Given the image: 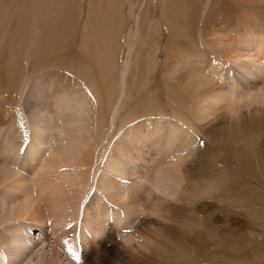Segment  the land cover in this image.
<instances>
[{
  "label": "rangeland",
  "instance_id": "rangeland-1",
  "mask_svg": "<svg viewBox=\"0 0 264 264\" xmlns=\"http://www.w3.org/2000/svg\"><path fill=\"white\" fill-rule=\"evenodd\" d=\"M91 1L92 0H0V22H2L1 24H3L2 26L0 24V42H5V44L7 45L10 41L12 42L10 43V45L13 44V38L15 39V37L13 36L18 31L17 29H20L21 25L24 26L25 29L23 31L22 37L23 43L20 45V51L24 50L22 51L23 55H19L17 61H20L17 62L18 64L16 63L20 70L17 67L16 69H18V73H14L13 75L14 79L16 80L11 81V87L9 89L0 91V170L7 169V171H9V174L12 172V175L15 176L14 178H12V180L21 178L24 181H27V178H32L37 174V172H35L36 168L33 171L32 169L28 168L30 166V160L29 158H27L28 155L26 156V149H28L29 147L32 148L33 146V148H37L35 149V151H39L40 148L38 146H41L42 149L44 145L45 148L47 147V145H50V147L52 146L51 148L53 150L61 154L60 158L68 160L69 164H71L77 154V148L81 144L91 145L95 143L96 149H94L93 158L99 161L98 164L100 167L98 166L97 173L92 172L94 174L91 173L87 177L89 185L86 188L87 190L85 191V203L83 202L84 207L92 206V203L94 204L96 201L95 199L101 200L100 197L105 198L104 195H106V197H110V194H112L113 196L112 192H108L109 195L107 196V192L101 193L99 189H95L97 188L95 187L97 186V182H99L100 177L104 174H107L114 179L121 178L120 180H123L124 182L128 181L133 186L139 187L142 185L143 188L145 187V189L151 188L153 190V188H157L160 185L159 192L161 190L162 193L164 192L168 195L165 197L166 200L169 201L170 206H173L174 204V206L178 207L181 204L177 203V195H174L171 192H166L168 184H165V182H161L162 180L159 177H156L155 179L153 178L151 180L150 178L145 179V177L143 176L145 171L149 170V172H152V168H154V166L158 162L157 158H160L159 151L162 146L160 144L157 147H152V143L154 142V140L152 141L148 139L149 137L147 136L151 135V128H154V124L156 121L162 120L172 122L173 107L178 101H180H177V99L175 98L179 96L178 93L181 94V91L179 87H176V85L174 86V84L178 82V79L180 78V74H178L179 69L177 70L178 73L171 75L172 77L166 76L168 73H166L164 69L166 68V62L164 63V60L166 61L165 57L167 56L165 55L167 54V50H165V48L169 49L171 48L170 46L176 43L174 45L176 46L177 50L179 47L184 49V51L185 49L186 51L200 50L205 52L204 54L200 53L203 57L218 58L220 60V57L224 54H226V56H231V53H236L241 57L238 58L234 63H229L228 61H226L225 65L226 67H228L227 74L230 72L229 74L231 76H235V78L237 79V76L245 71V65L248 63V60L242 57L246 54H249L252 57L256 56L253 48H247L245 46H242V48H240L241 46L238 42L250 37L255 38L264 35V4L262 3L264 1L183 0L184 3L179 1L180 4H176L178 0H175L176 2L173 1V3L171 0H162V2L161 0H119L121 3L120 6L123 21V39L121 42L120 51L118 53L119 55L113 74L114 76H112V79H110L111 83L113 80V85L115 84L114 86L117 85L113 88L116 90H112V96L114 97L116 95L115 104H113V109H115V111L111 110L109 113L107 112L108 114H106V116H104V119L106 118L105 128H103V124V127H101V123L99 124L98 122L99 111L102 110L101 107L104 108V104H101L102 97H106L103 90L104 88H102L99 83H96L94 84L96 87L98 86L96 88V91L95 86L91 83L90 80V76L95 77L97 75V69L94 66L95 60L93 59V57L90 58L89 55L83 54L80 51L81 38L86 27V22L88 20L87 15ZM164 7H166V9ZM173 7H176V10L179 9L180 11H178L177 14L172 17L173 27L172 29H170L171 27H167L169 26L167 24L170 19L165 20L163 14L165 13V11H167V9L173 10ZM7 12L10 15L12 14L11 17ZM186 18L188 21L186 20ZM164 21H166L167 24ZM212 22L214 23V25L216 24V26H214ZM51 24H55L58 27L57 30L59 31L57 32V34L58 36L61 34L58 38L61 40L63 39L62 47L59 49V52L56 54V56L53 57V60L50 59L49 62H43V64H39L38 66H36L35 64V67L33 69L34 65L32 64L34 63V61H36L41 56L46 46L51 43L50 40L52 41V39H49V29ZM218 26L219 29H216ZM211 28L213 31L211 30ZM186 29H188L186 32L184 31L186 35L182 36V31ZM14 31L15 33H13ZM208 34H215L213 37H211L215 38V40L211 39ZM218 34L220 35V37L218 36ZM137 36L138 38H136ZM139 37L142 39H140ZM182 37L187 41L183 40ZM242 37L243 39H239ZM167 38H170V40ZM2 39L3 41H1ZM172 39L175 42H173ZM213 40L215 43L219 41L218 44H220L219 46H222L223 49L222 47H218V44H214ZM223 40H225L226 42H224ZM168 41L170 42V46H168L169 48L167 47V44L169 45ZM205 43L208 45H206ZM5 44H3L5 50L4 53L2 52L3 47H0L2 52L0 54V68H3V70L0 69V73L12 68V66L10 65V67L8 68V64L6 65L3 63H9L13 54L12 48L7 47ZM203 44H205L206 46ZM155 45H157L155 49L156 51H153ZM0 46H2V43ZM196 48L197 50H195ZM224 48L226 51H224ZM220 50H223V52L225 53L221 52L223 54H220ZM8 51H11L12 54ZM5 53L7 54L5 55ZM154 53H156L157 55V60L153 64L150 57L151 55L153 56ZM9 55L11 56L9 57ZM146 56H148L149 58ZM145 58L149 60L148 63H145ZM14 61L16 62V60ZM25 62H27L26 65ZM79 63L83 66L82 69H80L81 65ZM2 64H4L5 66H3ZM260 64L261 63H255L254 65L260 67L262 66L263 68H261V70L264 72V63H262L261 65ZM75 66L77 67V69L74 68ZM4 67H6L7 70L4 69ZM17 74H20V77L17 76ZM253 79L259 82L258 77L254 76ZM173 80L176 82H174ZM250 80L251 81H249V83H251L252 85L254 83V80L252 81V78ZM215 83L216 81L214 82V84ZM122 85H124V88ZM4 86L5 83L3 87ZM125 87L127 89V92H124L125 94L121 95V88L125 89ZM100 91H102L103 93ZM151 91L153 92V94ZM128 92L129 94L126 95ZM135 94L138 98L135 96ZM98 95L101 96V98H99ZM126 96L127 98L129 97V99H127ZM252 107L251 109H254L257 106H254V108ZM112 111L113 113H111ZM130 111H132V113ZM160 114L163 117H161ZM148 115L150 118H148L147 120L146 116ZM91 119L94 120V122ZM218 119V122L216 121L217 123L211 122L209 124L207 123L200 126L198 125L199 130L196 133L197 137L195 136L193 145L190 148V158L192 159L188 160V162H190L191 160H195L194 166L196 167V169L194 170H196V172L197 170L198 172H203V177H198V179H201L202 177L201 181H198V179L195 178L194 182L190 183L192 186L190 187V193L194 194V197L196 198L192 197L191 199L190 194L188 197L189 200L191 199L190 202H182L183 205L187 202V204H185L184 206L181 205L182 210L183 207L184 209H186L184 211L186 224L183 223L182 225L181 223H179L180 221L182 222L183 220H185L181 218V216H184L182 215L184 212H181V214L179 211V208H181V206L178 207L180 216L177 212L176 216L180 217L183 220L177 218L178 221L179 219L180 221L176 223L175 220L177 219L175 216V220L173 219V222L175 221L176 224L171 220L170 223H172V225H170L168 222V224L165 222L162 223L159 218H157L156 221L154 216L148 217L147 214H140L139 217H124V215H121L123 216L122 219L124 222H122V224L124 223V225L121 228L112 227V230L110 229L111 240H109L108 242H111L109 244H106L107 241L106 243H103V239H105V236L102 237V242L101 238L96 239V241L94 240V243H92V245L97 244L98 241L99 242L97 244L98 246L96 245L97 247H94L96 249H93L94 252H92L91 258V256L87 257V250L84 249L83 246L81 247L80 244H76L75 250L73 247L69 248V251H67V249H63L64 245H58L59 243H57L56 238L57 233L56 235H54L55 232H53V229L50 230L49 223H42V226L41 222H39V227V225L32 226V224H28V226L26 224V221L12 220V215H14V211L19 206V199L21 198V195L19 192L12 193L10 191H7L8 185L7 187L0 186V208L3 205V210L0 209V217L2 216V218L5 219L4 224L0 226V254L5 252L6 254H4L6 256L10 253V256H6V260L9 259L11 264H48L46 263V261L49 260L51 254L49 249L55 243V245L59 247L57 251L60 255L59 258L62 262H64V264H70L71 262L75 263V260L72 261L73 259H75V255H73V253L77 251L79 245L82 250L84 249L83 255L85 260H83V262L82 259H80L77 264H85L86 260V263L88 264H130L131 260L129 259L134 257L138 258V255H140V253L142 252V250L140 249H142L141 245H144V241L142 242L141 239L144 238L143 240H145V237H143L144 234H146V236L147 234L152 236V226L157 224V222L159 221L160 223H158L159 225L161 224V229L165 228L164 230H166L167 225L173 227V224H175V227L180 224L178 225V228L175 227V229H178V234L180 233V228L182 229L181 234L182 231L185 230L188 233V235L186 233V236L193 239V247L189 248L188 245L184 243V240H181V243L177 242L176 244L171 237L168 238V236H166V239V237L164 236V238L160 231H155V228L154 232L158 236H152V239L153 237L155 238V240L153 239L154 241L152 240L153 244H157L154 242H158V238H160V243L157 245H160L161 241L163 243L166 240L167 242L170 241V246L173 247L172 251H174V253L172 251H169V254L172 257H170L169 254L167 255L168 252L165 254V256L167 255L166 258L172 260L171 264L174 263L173 260L175 261L174 264H264V125L263 129L260 130L261 132L259 131L257 133V128L253 129L254 131H252L250 135L248 134L249 136L246 134L243 136L244 138L242 137L240 140H236V142L228 141L226 142L227 145L225 146L220 137H217L216 139L211 137L214 141H216L215 143L212 142L211 138H209L208 136L211 128L216 124H219L223 118L218 117ZM101 120L104 123L103 118L100 119V121ZM91 121L93 122V125L91 124ZM148 121L149 123L147 124ZM111 123H113V125H111ZM100 127L103 128L101 132L99 130ZM167 130L165 127L166 132ZM172 130H174V128H172ZM137 131L139 134L137 133ZM254 134L256 135V139L259 138L258 140L255 139ZM93 138L95 140H93ZM251 138H253L254 140ZM121 142L125 144H122ZM11 145H13V147ZM123 147L124 149H127H125L124 151ZM119 148L123 149L124 151L123 155L125 154V164L123 163L124 165L121 166L122 168L120 167L121 173L119 172L118 174V172H113L111 169H109V167L112 166L115 160L113 157L117 155ZM246 148L249 150H247L249 154L247 153ZM10 149L11 152L9 153L8 151H10ZM101 149H103V151ZM192 152L194 155L192 154ZM204 153L206 154V156ZM196 154L199 155L197 156ZM203 155L205 156L207 161L206 159H203ZM199 156H201L203 162L202 160L200 161ZM152 161L153 165H151ZM204 161H206V164L202 166ZM188 162L187 164L185 163L186 166L189 164ZM251 162H253L252 165L250 164ZM201 163L202 165H200ZM26 165L28 167H26ZM199 165L206 168H197V166ZM252 167L253 169H251ZM131 169H133L132 172ZM149 179L150 182L148 181ZM217 179H219V181H217ZM12 180H10L9 183L14 182ZM146 181H148L149 183ZM195 181L198 185L194 186ZM199 185L201 187V191L198 189ZM196 189L199 191H196ZM154 191H156V189L153 190V192ZM159 192L154 193V195H159ZM99 194L104 195L100 196ZM141 194H143V192ZM229 194H231V196ZM144 197L145 195L142 196L141 201L142 199H144ZM104 198L102 200L106 199ZM143 205L147 204L144 203ZM108 206L111 207V205ZM191 209L194 212L193 214ZM175 211L172 213V218L174 217V214H176ZM109 215L112 216V214H108V220L110 222H108V224L112 225V220ZM93 218L94 216H91L90 219H92L93 221ZM147 221L150 223L152 221V224H147ZM194 221L197 223L196 225L192 226L191 224ZM154 222L155 224H153ZM126 223L129 224L126 225ZM164 224L167 225L165 226ZM69 225L72 224L64 226L63 229L71 228L69 227ZM159 225L157 224V226ZM181 225L183 227H181ZM159 228L160 227H157V230ZM14 229H18V234L22 232L20 234L21 237L22 234L25 235H23L22 238H28L26 244H24L23 246L20 242L12 241V238L10 239ZM28 229H30L31 231H26ZM40 229L41 231H44V234L42 233L44 235L43 238H37ZM147 230H152V233H147ZM209 231L213 233H211V235L213 236L210 235ZM141 232L143 233L141 234ZM157 232H160L161 235H159V233L157 234ZM131 234L134 236V239L138 241V243L142 242L141 245L139 244L140 246L138 245L140 250V252H138L139 254L137 253L138 255L136 253H134L133 255V251L128 250V248L131 249L132 246H126L127 243H125L124 241V239ZM140 234L143 236L140 237ZM149 235L148 237L151 238V236ZM182 235L183 237L185 236L184 232ZM161 236L163 237L162 239H164V241L161 239ZM181 239L184 238L181 237ZM166 241L163 243V245L167 243ZM195 242L196 244H194ZM153 244L148 245V249L145 250L147 251L146 254L150 253V247H153ZM17 245H19L20 247ZM133 245L135 246V244ZM196 246H199V248ZM21 247L23 248L21 249ZM154 247H157L155 249H157L158 251H163L164 249L162 248L161 250H159L160 246L154 245ZM60 249L63 250L61 251ZM20 250L21 252L23 251L22 254L21 252L19 253ZM125 250L127 251V254H125ZM151 251L154 252L152 254H154V256L156 257V250ZM179 251H181V253ZM79 252L80 251L78 249V253ZM171 252L174 255L171 254ZM163 253L165 252H162V255H164ZM143 254L145 253L143 252ZM158 254L159 256H162L161 253L158 252ZM177 254L180 256H178ZM148 256L150 258L151 255ZM165 256L163 257L165 258ZM228 256L230 259L228 258ZM231 257L233 259H231ZM205 258H208L209 260ZM142 259H146V257H142ZM41 260L43 262H41ZM77 260L78 259H76V261Z\"/></svg>",
  "mask_w": 264,
  "mask_h": 264
},
{
  "label": "bare ground",
  "instance_id": "bare-ground-1",
  "mask_svg": "<svg viewBox=\"0 0 264 264\" xmlns=\"http://www.w3.org/2000/svg\"><path fill=\"white\" fill-rule=\"evenodd\" d=\"M171 1L173 3V1H175V0H171ZM179 1L184 3L185 0L184 1L183 0H178V2L175 1L176 4H178V3L180 4ZM256 1H258V0H256ZM161 2H162V0H161ZM247 2H249V1H247ZM69 3H68V5H69ZM262 3L264 4V2H262ZM120 5H121V3H120L119 0H92L91 4H90V7H89L88 15H87V19L88 20L86 22V27H85L84 33L82 35L81 44H80V51L83 54L89 55L90 58L93 57V59L95 60L94 62H95L96 65L94 64V66L97 69V73H96L97 75L95 77L90 76L91 77V79H90L91 83L93 85L96 84V83H99V85H101L102 88H104L103 89L104 90V94L106 95V97H104V96L102 97V102L103 103L101 102V104H104V108L101 107L102 110L99 111V116L97 115L99 117L98 118V120H99L98 122H99V124L101 123V127H103L102 124L104 125L103 128H105V126H106L105 125L106 118L104 119V116H106V114H108L111 110L115 111V109H113V104H115L116 95L114 97L112 96V92H113L112 90H116V89H113V88L116 87L117 85L114 86L115 84L113 85V80H112V83H111L110 79H112V76H114L113 74H114V70H115L116 64H117V58H118V55H119L118 53L120 51L121 42H122V39H123L122 38V35H123V21H122L121 6ZM164 8L166 9V7H164ZM185 8H184V10H185ZM178 11H180V10L179 9L176 10V7L175 8L173 7V10L167 9V11H165V13L163 14V17L165 18V20L166 19L167 20L170 19L168 24L166 23V21H164L167 25H169L167 27H171L170 29H172V27H173L172 17H174L177 14ZM7 13H6V15H7ZM11 15H10V17H11ZM53 15H55V14H53ZM8 18H9V16H8ZM0 20H1V14H0ZM186 20H187V18H186ZM58 21H60V20H58ZM180 22H183V21H180ZM260 22H261V20H260ZM1 23L2 22H0V24ZM2 25L3 24H1V26ZM48 25H49V23H48ZM213 25H214V23H213ZM223 25H224V23H223ZM214 26H216V24ZM225 26H226V24H225ZM20 27L21 28L17 29L18 31L13 36V37H15V39L13 38V44L10 45V43H12L10 41H9V43L7 45L5 44V42H0V45L2 43V46H0L1 48L4 46L3 44H5L7 47H11L12 48V53H13L12 54L11 51H8V52H10L12 54V56L9 55V57L11 56V59L9 58L10 59L9 63L3 62L6 65L8 64L7 65L8 68L10 66H12V68L10 70H7V68L4 67V69H6L7 71H4V72L2 71V73H0V91L9 89L11 87V81H15L16 80V79H14L13 75H14V73H18L17 70L19 69V67L17 65L18 64L17 62H19L20 60L17 61V59H18L20 54L23 55L22 51H24V50L20 51V45L23 43L22 37H23V31L25 29H24V26H22V25ZM182 27H183V25H182ZM57 29H58V27L55 24H51L50 25V29H49V33H50L49 37L50 38L49 39H52V41L50 40L51 43L49 42L50 43L49 45H47V44H46L47 46L45 45L46 48L42 52L41 56L36 61H34V63L32 64V65H34L33 69L35 67V64H36V66H38L39 64H43V62H49L50 59L53 60V57L56 56V54L59 52V49L62 47L63 39L61 40V39L58 38L61 34L59 33L60 35L58 36L57 32L59 30H57ZM180 29H183V28H180ZM216 29H219V26ZM187 30L188 29L182 31V36L186 35L185 32ZM211 30H212V28H211ZM235 31H236V29H235ZM247 31H245V32H247ZM223 32H224V30H223ZM13 33H15V31ZM213 33H215V32H213ZM222 34H224V33H222ZM139 35H140V33H139ZM180 35H181V33H180ZM211 35L208 34V36L210 38L213 37L215 34H211ZM218 36L220 37L219 34H218ZM132 37H134V36H132ZM175 37H176V35H175ZM136 38H138V36ZM194 38H195V35H194ZM140 39H142V38H140ZM167 39L170 40V38H167ZM211 39L215 40V38H211ZM239 39H243V37L239 38ZM135 40H137V39H135ZM183 40L187 41L185 38H183ZM207 40H208V38H207ZM214 40H213V42H214ZM1 41H3V39ZM172 41L175 42L173 39H172ZM223 41L226 42L225 40H223ZM218 42L217 43L214 42V44H218ZM141 43H143V42H141ZM238 43L241 46V47L238 46L240 48H242V46H245L247 48H253V50L255 52V55H256L255 57H252L249 54H246V55H244L242 57V58L248 60V63L245 65V68H246L245 71L237 76L239 79L238 78L236 79L235 76H231L229 74L230 73L229 71H228L229 73L227 74V68L228 67H226V65H225L226 61H228L229 63H234L235 61H237L238 58L241 57V56H239L236 53H231L233 56L232 55L231 56H229V55L226 56V54H224L225 56L224 55L221 56L220 57L221 60H220L218 58L203 57L201 54H204L205 52L204 51H200V50H198V51H193V50L188 51L187 50L186 51V49H185V51H184V49H182L180 47L177 50L176 46L174 45L176 43H174V44L172 43L174 46L173 45L170 46V42H169V45L167 44V47L170 46L171 48H169V47H168L169 49L165 48V50H167V54H165V55H167V56L165 57L166 61L164 60V63L166 62L165 63L166 64V68H164V69H165V72L168 73L166 76H171V75H174L175 73L179 72L178 74H180V78L178 79V82H176L174 80L173 81L177 83V84L175 83L174 86L176 85V87H179V89L181 91V94L178 93L179 96L177 98H175V99H177V101L180 100L182 102H180V101H178L179 103L178 102L177 103L173 102V103H176L175 104L176 107L175 106L173 107L174 104L172 103L173 104L172 105V107H173V117H172L173 120H172V122L158 120V121L155 122L154 128L153 129L151 128V130H152L151 135L147 136V137H149L148 139H150L152 141L154 140V142L152 143V147H157L160 144L162 146H161L160 151H159L160 158L159 157L157 158V160H158L157 163L154 162V163H156V165L154 166V168H152L153 169L152 172H149V170L145 171L143 176L145 177V179L150 178L151 180L153 178L155 179L156 177L157 178L159 177L162 180L161 182H163V183L165 182V184H168V188L166 189V192H171L174 195H177V203H179L181 205H183L182 202H184V201L190 202L192 197H194V194L190 193V187H192L190 183L191 182L193 183L195 178L198 179V177L203 175L202 174L203 172H198V170L196 172V170H194V169H196V167L194 166L195 165L194 164L195 160L194 161L191 160L193 162V164H192L191 161L188 162V160L192 159V158H190V156H191L190 155V148L193 145L194 138L197 135L196 133L199 130L198 125L200 126V125L207 124V123L209 124L211 122L214 123L217 120H219L218 117L223 118L220 121L219 124H216L215 126H213L211 128L210 133L208 134V136H209V138L213 137L214 139H216L217 137H220L221 141L223 142V144L225 146L227 145L226 142H228V141L236 142V140H240L244 135H246V134L250 135V133L252 131H254L253 129L257 128V130H256L257 133L261 129H263V125H264V72L261 70V68H263L262 66L261 67L260 66H255L254 64L255 63H261V64L264 63V35H261L260 37H255V38H251L250 37V38L241 40ZM205 44H203V45H205ZM224 44H226V43H224ZM190 45H192V44H190ZM206 45H208V44H206ZM219 45L220 44H218V47H222V46H219ZM156 46L157 45H155V48H153V51H156L155 50ZM193 46H195V45H193ZM210 47H212V46H210ZM229 47H230V45H229ZM225 48H224V51H226ZM222 49H223V47H222ZM195 50H197V48ZM4 51L5 50H4V47H3L2 52L4 53ZM2 52H1V49H0V54ZM221 52H223V50L222 51L220 50V54L225 53V52H223V53H221ZM156 53H154L153 56L151 55V57H150L151 62L153 64L157 60ZM6 54L7 53H5V55ZM146 57H148V56H146ZM26 58H28V57H26ZM13 59L16 60V62ZM21 59H22V57H21ZM145 59H146L145 63H148L149 60H147V58H145ZM65 63H63V64H65ZM4 64H2V65L5 66ZM26 64H27V62H25V65ZM17 67H18V69H16ZM71 67H73V66H71ZM77 67H78V65H77ZM77 67L75 66L74 68L77 69ZM82 67L83 66L81 65L80 69H82ZM92 68H94V67H92ZM1 70H3V68ZM1 70H0V72H1ZM177 70H178V72H177ZM150 73H151V71H150ZM152 73H153V71H152ZM181 73L182 74L184 73V74L182 75ZM19 75L17 74V76H19ZM17 76H15V77H17ZM254 76L258 77L259 82H257L255 79H253ZM251 78H252V81L254 80V83L252 85H251V83H249V81H251L250 80ZM215 81H216V83L214 84ZM4 83H5V86L3 87ZM145 85H146V83H145ZM122 86L124 88V85H122ZM97 87L95 86V90H96ZM123 88H121L122 89L121 90V95L125 94L127 92L126 87H125V89H123ZM124 90H126V91H124ZM100 92H102V91H100ZM128 94H129V92L126 95H128ZM152 94H153V92H152ZM135 96H136V94H135ZM99 98H101V96H99ZM126 98H127V96H126ZM127 99H129V97ZM113 101H114V103H113ZM101 106H103V105H101ZM254 106H257V107L254 108ZM251 107L254 108V109H251ZM146 108H147V106H146ZM113 111L111 113H113ZM96 112H97V110H96ZM130 112L132 113V111H130ZM128 116H129V114H128ZM160 116L163 117L161 114H160ZM146 117H147V120H148V118H150L149 115L146 116ZM102 118L104 120V123H103L102 120H101L102 122L100 121V119H102ZM92 121L94 122V120H92ZM93 122L91 123L92 125H93ZM110 122H111V120H110ZM148 123H149V121L147 122V124ZM163 124H166V125H163ZM111 125H113V123H111ZM165 127H166V130H167V127H168L167 132L165 131ZM100 128H99V130L101 132L103 128H101V129ZM172 128H174V130H172ZM137 133H138V131H137ZM97 134H96V136H97ZM163 134H165V135H163ZM212 134H213V136H212ZM162 135H163V139H162ZM213 138H211L212 142L216 143V141H214ZM251 139H253V138H251ZM255 139H256V135H255ZM258 139H256V140H258ZM91 140H92V138H91ZM93 140H95V139L93 138ZM45 142H44V144H45ZM56 142H57V140H56ZM242 143H243V141H242ZM10 144H11V142H10ZM90 144H91V142H90ZM107 144H109V143H107ZM122 144H125V143H122ZM11 146L13 147V145H11ZM116 146H117V144H116ZM38 147L41 149V146H38ZM51 147H50V145L49 146L47 145V147L45 148V145H44L42 147L41 151H40V149H39V151L38 150L35 151V149H37V148H33V146H32V148L29 147L28 149H26V151H27L26 156L28 155L27 158H29V160H30V162H29L30 166L28 167L26 165V167L32 169V171L36 168L35 172H37V174L35 176H33L32 178H27V181H24L21 178H18L16 180L15 179L12 180V178L15 177L14 175H12V172L10 173L11 174L10 175L9 171H7V169H1L0 170V186L7 187V185H8L7 191H10L12 193L13 192H15V193L19 192L20 195H21V198L19 199V206L14 211L15 213H13L14 215H12L13 216L12 220H15V221H26L27 225L28 224H30V225L32 224V226L39 225L40 224L39 222H41L42 226H43L42 223H49L50 230H52V229L54 230L53 231V232H55L54 235H56V233H57V237L56 236L55 237L57 238V243H59L58 245H60V244L61 245L71 244V243H74V241H75L74 239H77V240L80 241V242L77 241V244H80L81 247L83 246L84 249H86L87 252H88V254H86L87 257L88 256L90 257L92 252H94L93 249H96L94 247H97L98 246L97 244L99 242L98 241L97 244L92 245V243H94V240L96 241V239L101 238V242L104 240L103 243L104 242L106 243V241H107L106 244H109L111 242V241L108 242L109 240H111L110 229L112 230V227L121 228L124 225V223L122 224V222H124V221L122 219L123 216H121V215H124V217H126V216L127 217L128 216L139 217L140 214H142V215L147 214L148 217L149 216L150 217L154 216L156 221H157V218H159L162 223L163 222H165V223L168 222L170 225H172V223H170V222H171V220L173 222V219L175 218L177 213L180 216L179 211L181 213V212H184L186 210V209H184V207H183V210H182V206L179 205V204H178L179 206L177 205L178 207L181 206V208H179V211H178V207L174 206V204H173V206H170L169 201H167L166 197H165V196H168V195L165 194L164 192L162 193L161 190L159 192V186L160 185L159 186L157 185L158 189L157 188H153V190L156 189V191L153 192V190L151 188H146L145 189V187L143 188L142 185L139 186V187L138 186H133L128 181L124 182L123 180H120L121 178L120 179H114V178L108 176L107 174H104V175H102L100 177L99 182H97V186H95L97 188H95V189H99V191L101 193L112 192L113 196H112V194H110L111 196L109 197L108 196L109 193L108 194L106 193L107 196H108V197H106V195L103 194L106 199L104 197H102V198L100 197V199L102 200L104 198L105 200L101 201V200L95 199L96 201H95L94 204L92 203V206H89V207L85 206L84 207L85 191L87 190L86 188L89 185V181H87V177L92 172L97 173L98 166H99V164H98L99 161H97L96 159L93 158V152H94V149H96V144L95 143H93L91 145H89V144L88 145L81 144L77 148V150H78V151L76 150L77 154H76L75 158L73 159V161L71 162V164H69L68 160L60 158L61 154H59L57 151L53 150ZM263 147H264V145H263ZM123 149H124V147H123ZM123 149L119 148L117 155H115L113 157L115 159L114 162L111 161V162H113L112 166L109 167V169H111L113 172L114 171L118 172V174L120 172V167L125 164V157H124L125 154L123 155V152L127 148H125L124 151H123ZM7 150H9V149H7ZM101 150L103 151V149H101ZM247 150L248 149L246 148V151ZM248 151H247V153L249 154ZM8 152L10 153L11 149ZM104 152H106V151H104ZM192 154H193V152H192ZM199 154H200V152H199ZM100 155H101V153H100ZM197 156H196V158H197ZM205 156H206V154H205ZM205 156H204L203 159H206ZM7 159H8V157H7ZM199 159H200V161L202 160L201 156H199ZM200 161H199V163H200ZM206 161H207V159H206ZM206 161H204L203 165H202V163L200 165L204 166L206 164L205 163ZM104 162H106V161H104ZM187 162L190 164V166H189V164L186 166ZM202 162H203V160H202ZM128 163H126V164H128ZM199 163H197V164H199ZM252 163L253 162H251L250 164L252 165ZM100 165H102V164H100ZM151 165H153V161H152ZM200 165L197 166V168L202 167ZM26 167H24V168H26ZM202 168L204 169L206 167H202ZM251 169H253V167ZM132 170L133 169H131V172H132ZM202 170H200V171H202ZM247 171H248V169H247ZM255 171H256V169H255ZM16 172H17V170H16ZM94 173H92V174H94ZM113 176H116V175H113ZM213 176H215V175H213ZM202 177H201V179L199 178L198 181L199 180L201 181ZM145 179H144V181H145ZM150 179L148 180L149 182H150ZM10 180H12L14 182L9 183ZM148 181H146V182H148ZM217 181H219V179H217ZM206 183H207V181H206ZM138 184H139V182H138ZM152 184H153V182H152ZM94 185H96V184H94ZM195 185H198V184H196V181L194 183V186ZM150 186H151V183H150ZM92 187H93V184H92ZM153 187H154V185H153ZM200 188L201 187L199 185L198 189L201 191ZM157 190L159 192V195H157V194L154 195V193H158ZM199 190L196 189V191H199ZM142 192H143V194H141ZM99 195L103 196L101 194H99ZM143 195H145V197L141 201V198H142ZM189 195H190V198H191L190 200L188 198ZM229 195L231 196V194H229ZM199 197H200V195H199ZM194 198H196V197H194ZM87 201H88V199H87ZM144 203L147 204V205H143ZM185 204H187V202L184 203V205ZM108 205H111V207H109ZM0 209L3 210V205L1 206ZM173 209H175L177 211H175ZM1 210H0V212H1ZM174 211H175V213L176 212L177 213L174 214V217L172 218V216H173L172 213ZM109 213L112 214V216L109 215L111 217V220H112V225L108 224V222H109L108 214ZM193 213L194 212L192 210V214ZM44 214H45V216H44ZM91 214H93V215H91ZM170 214H171V217H170ZM168 215H169L170 218L168 217ZM182 215H184V216H181V218H183L185 220H183V219H181L180 217H177V216H176V219L180 218L184 222L183 221L181 222L180 219H179L180 222L178 221V219L177 220L174 219V220L176 221V223L179 222V223H181L183 225V223L186 224L185 212ZM91 216L92 217L94 216L93 221H92V219H90ZM3 217H4V215H3ZM128 220H129V218H128ZM4 221H5V219L2 218V216H1L0 217V226L2 224H4ZM152 221H151V223L147 221V224L148 223L152 224ZM175 221L173 223H175ZM188 221H189V219H188ZM155 222L153 224H155ZM158 222H157V224L159 225L160 222L159 223ZM196 223L197 222L194 221V222H192L191 225L194 226V225H196ZM68 224H72L71 225L72 227L71 228L67 227L69 229H63L64 226H66V225L68 226ZM127 224H129V223H126V225ZM157 224H155V225L157 226ZM167 224H164V225L166 226ZM175 224H173V227L170 226V225L169 226L167 225L166 230H164L165 228L161 229L162 228L160 226L161 224L159 226H157V227H160L158 230H157V227L155 225H153L154 226V227L152 226V228H153L152 230L153 231L152 230H150V231L147 230V233L150 232V234H151L153 232L152 236L155 237L156 234H155L154 230L156 228L155 231H160L162 233L163 237L164 236L165 237L168 236V238L171 237L172 240L175 241L176 244H177V242H180L181 240H184V243L186 245H188L189 248L193 247V239L192 238H188V236H186L187 231H185V230L182 231V234H183V232L185 234V236L183 237V235L181 234V230L182 229L179 228V232H180L179 234L177 232L178 229H175V227L178 228V225H180V224H178L177 226L174 227ZM27 225H26V227H27ZM182 225H181V227H183ZM39 227H40V225H39ZM149 228H151V227H149ZM196 228H197V226H196ZM29 230L30 229H28L26 231H29ZM162 230L164 231V233H163ZM18 232H19L18 229H14L10 239L12 238V241L20 242L22 244V246H23L24 244H26L28 238L27 239L22 238L24 234H22V237H21L20 234L22 232L19 233V234H18ZM43 232L44 231H41V229H40V232L38 233V237L37 238H40V237L43 238V236H44ZM160 232H157V234L159 233V235H161ZM23 233H25V232H23ZM138 233H140V232H138ZM142 233L143 232H141V234ZM165 233H167V234H165ZM211 233L212 232H210V235H211ZM141 234H140V237L143 236ZM148 235L149 234H147V236H146V234H144L143 237H145V240H143L144 238L141 239L142 242L144 241V245H141L142 242L138 243V241L136 239H134V236L132 234L128 235V237L125 235L127 238H125V239L123 238L125 243H127L126 246H128V245L132 246V248L131 249L128 248V250L133 251V255H134V253L137 254L138 252H140V250H142V252H141L142 254L141 253H140V255H138L139 253L137 254L139 256L138 258L137 257L136 258L135 257L134 258H130V259L128 258L129 260H131L130 264H171L172 260H170L169 258H166L167 255L169 254V251L173 250L172 249L173 247L170 246L171 245V243H169L170 241L167 242L165 240L167 243L163 245V243L165 241H164V239H162L163 237L161 236V239L164 242L162 243V241H161V244L157 245V244L160 243L159 242L160 238H158L159 241L158 242L157 241L154 242V243H157V244H153L152 240L153 239L155 240V238L153 237V239H152L151 235H149V236H151V238H149ZM187 235H188V233H187ZM104 236H105V239L102 240V237H104ZM156 236H158V235H156ZM211 236H213V235H211ZM181 237L184 238V239H181ZM156 239H157V237H156ZM166 239H167V237H166ZM12 241H11V244H12ZM20 243H19V245H20ZM133 244H135L136 247ZM139 244L142 247V249H140V250H139V246H140ZM149 244L150 245L153 244V247H154V245L155 246H160L159 250L164 248L166 251L164 249H163V251L162 250L158 251L157 249H155L157 247L153 248L151 246L150 247V251H149L150 253L146 254L147 251H145V250L148 249L147 247H148ZM194 244H196V242ZM19 245H17V246H19ZM79 246H78V249H79L80 252L78 253V249H77V252L75 251L76 254L78 255V258H77L78 260L77 261L75 260L74 261L75 263L71 262L70 264H77L78 261H80V259H82V261L85 260L84 255H83L84 254V249L82 250ZM50 247H51V245H50ZM196 247L199 248V246H196ZM22 248L23 247H21V249ZM73 248L75 250L76 247H73ZM58 249H59V247L57 245H55V243H54V245L49 249L51 254L49 253L50 254V258H49V260L47 259L48 261H46V263H48V264H64V262H62L60 260V258H59L60 255L57 252ZM151 250H156V254H155L156 257L154 256V254H152L154 252H152ZM67 251H69V250L67 249ZM175 251H177V250H175ZM14 252H13V254H14ZM20 252H21V250L19 251V253ZM22 252H21V254H22ZM70 252H71V249H70ZM125 252H126L125 254H127L126 250H125ZM143 252L145 254H143ZM158 252L161 253V255H162V252H165V253H163L164 255L159 256ZM172 252L174 253V251H172ZM172 252H171V254H173ZM179 252L181 253V251H179ZM4 253L5 252L0 254V264H11L9 259L6 260V256L7 255L10 256V253L8 252L9 254H7L6 256H5L6 253L5 254ZM63 253H64V251H63ZM166 253H167V255L165 256ZM23 255H25V254H23ZM148 255H151L150 258H152V259H150ZM175 255H176V253H175ZM163 256H165V258ZM178 256H180V255H178ZM17 257H19V256H17ZM24 257H27V256H24ZM142 257L143 258L146 257V259H142ZM153 257H154V259H153ZM157 257H160L162 259L157 258ZM170 257H172V256L170 255ZM91 258H92V256H91ZM228 258H229V256H228ZM205 259H208V258H205ZM231 259H233V258L231 257ZM42 260H41V262H43ZM86 261H85V264H88V263H86ZM97 261H99V260H97ZM232 261H234V260H232ZM173 262L175 263L174 260H173ZM223 264H226V263H223Z\"/></svg>",
  "mask_w": 264,
  "mask_h": 264
},
{
  "label": "snow or ice",
  "instance_id": "snow-or-ice-1",
  "mask_svg": "<svg viewBox=\"0 0 264 264\" xmlns=\"http://www.w3.org/2000/svg\"><path fill=\"white\" fill-rule=\"evenodd\" d=\"M22 151H23V149H22ZM69 227H72L71 225H69Z\"/></svg>",
  "mask_w": 264,
  "mask_h": 264
}]
</instances>
